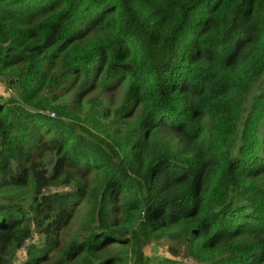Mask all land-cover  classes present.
Masks as SVG:
<instances>
[{
	"label": "trees",
	"instance_id": "obj_1",
	"mask_svg": "<svg viewBox=\"0 0 264 264\" xmlns=\"http://www.w3.org/2000/svg\"><path fill=\"white\" fill-rule=\"evenodd\" d=\"M73 77L78 95L125 82L138 119L65 121L51 92ZM0 81L18 93L0 99V264H189L144 254L162 237L193 264H264V0H0Z\"/></svg>",
	"mask_w": 264,
	"mask_h": 264
},
{
	"label": "rangeland",
	"instance_id": "obj_2",
	"mask_svg": "<svg viewBox=\"0 0 264 264\" xmlns=\"http://www.w3.org/2000/svg\"><path fill=\"white\" fill-rule=\"evenodd\" d=\"M100 78L101 77H98L94 85L80 95H78V86L81 82V77H73L71 84H68L70 86L56 91L55 94H52L53 92H51V97L55 98L54 101H57L55 103H61L64 105L63 113L66 114L65 116H62V118L65 121L81 126L84 130H88L102 136L114 129L129 130L133 120L138 119L142 107L137 105L129 114L121 116L118 112V107L124 100L126 83L123 82L120 86L114 89H104L100 83ZM17 96L18 93L15 89L0 81V99ZM50 115L52 117L57 116L53 111L50 112ZM116 116H120L118 121L115 120ZM94 179V175L87 176V182L89 183L93 182ZM81 182L84 181L81 180ZM49 188L51 192L71 190L74 188V184L68 186L55 184ZM13 197L18 201L20 200V202L24 204H27L31 199V195L26 189L13 191ZM87 210L88 204L84 200L75 211L70 224L62 231L60 240L63 244L68 243L72 239L82 238L84 235ZM42 239V235L34 231L33 236L29 241L39 243ZM120 249L124 250L119 246H110L107 251L110 254H116L120 252ZM143 252L150 259L171 257L189 264L195 263V261L186 254L184 246L177 245L174 241L165 237L154 239L147 243L143 247ZM25 253L26 251L24 248L20 249L14 256L13 264L22 262L25 259ZM52 253L53 252L50 253L48 260L42 264H56L57 257H54ZM126 258V262L123 261L121 264L133 263L131 255H128Z\"/></svg>",
	"mask_w": 264,
	"mask_h": 264
}]
</instances>
